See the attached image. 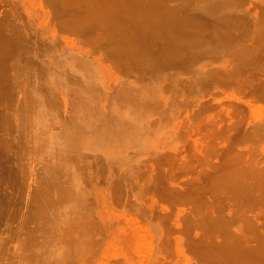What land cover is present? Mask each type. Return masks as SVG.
Instances as JSON below:
<instances>
[{
    "label": "rangeland",
    "instance_id": "obj_1",
    "mask_svg": "<svg viewBox=\"0 0 264 264\" xmlns=\"http://www.w3.org/2000/svg\"><path fill=\"white\" fill-rule=\"evenodd\" d=\"M161 1L0 0V264H264V0Z\"/></svg>",
    "mask_w": 264,
    "mask_h": 264
},
{
    "label": "bare ground",
    "instance_id": "obj_2",
    "mask_svg": "<svg viewBox=\"0 0 264 264\" xmlns=\"http://www.w3.org/2000/svg\"><path fill=\"white\" fill-rule=\"evenodd\" d=\"M120 1L121 2H119V0H117L118 5H117V3L116 4L114 3L113 5L110 6V8L107 9L106 12L108 13L109 17H111L113 20L117 21V23H118L117 27L118 28H121L125 33L130 34L131 39L134 41V43L137 41L138 38H140V36L144 32L152 31V29L155 28L154 24H157V21L158 20L160 21V19L162 20V18L164 19L163 22L166 24L167 30L169 31L168 34L173 38H176L173 35V32H174V30H177V29H180L182 32L184 31L188 34H189L188 31H190V33L194 32V30L190 29V23L188 22L189 19L186 18L187 20H185V18H183V17L180 18L179 16H177L178 14L175 10H172V11L175 12L174 14H176V16H174L173 13H171L172 15L169 14L167 11H166V13L160 12L158 9V7H160L159 6L160 3H157L156 2L157 0L154 3L151 2V5H152L151 9H145V8L143 9L142 8V4L144 5L143 0H142V2H143L142 4H141V0H120ZM150 1H152V0H150ZM148 2L149 1H146L145 3L149 4ZM161 2L163 4V0ZM199 2H201L200 4H202V6L205 7V9H207L208 12L216 13L217 9H219L222 5H226L227 3L229 4L230 0L228 2H222V1H216V0H200ZM146 4H145V7L147 6ZM130 6H132V7H130ZM161 8H162V5H161ZM162 10L165 11L166 9L163 8ZM170 12H171V10H170ZM192 28L195 29L194 26H192ZM157 29H158V27L155 28L156 31H157ZM161 32L162 31H160V33ZM156 33H158V32H155V34ZM230 37H231L230 35H225V33L222 34L220 36V40H219L220 44L222 46L228 45L229 41L232 38V37L231 38ZM177 41H179V39H177ZM186 45L188 46L189 43H187ZM172 47L171 46L165 47L163 49V52H162L161 60H159L157 62H153L150 58L146 60L144 57H142V60L145 61L147 64L150 63V65H152V64H157V63H166L170 59H173L174 57H177L180 55L182 56L181 50L178 47H176V45H174ZM240 49L245 51L244 48H240ZM240 49H238V53H241ZM5 50L9 51V49H5ZM6 56H9V54H6ZM196 82H197L196 78L191 79L190 80V86L193 87ZM50 87H53V86H50ZM31 97L33 98L31 103L33 104V106H35L37 108L36 111L40 114V118L42 120H43V118H48L51 114V107H50V104H49L50 102L48 101V99L46 97L45 98L39 97L36 99L35 96H33V95H31ZM52 136L53 135L50 133H48L47 136L43 135V140H45V139L47 140L48 137H52ZM72 140H73L72 133L66 132V133H64V144H66V146L60 143L56 146V147H61L60 151H57V148H56V152L53 151L52 153H49V150L45 151V153L51 158V160H54L53 161V168H52L53 172H57V171L60 172L62 169H60V171L57 170V169H59V166H61V164L65 165L66 161L64 162V158H67V157L64 153L63 154L65 157L63 156L62 150L63 151L69 150L72 147ZM257 178H259V177H257ZM257 178H255V179H257ZM255 183L258 184V182H256V181H255ZM258 185H257V187H258ZM257 187L254 185H250L251 189L255 188L258 191ZM259 187H260V185H259Z\"/></svg>",
    "mask_w": 264,
    "mask_h": 264
}]
</instances>
